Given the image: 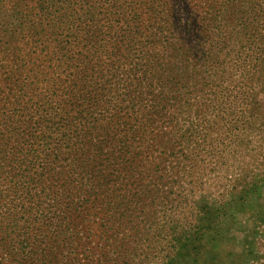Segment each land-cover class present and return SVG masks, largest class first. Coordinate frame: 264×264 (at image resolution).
Wrapping results in <instances>:
<instances>
[{"label":"rangeland","instance_id":"obj_1","mask_svg":"<svg viewBox=\"0 0 264 264\" xmlns=\"http://www.w3.org/2000/svg\"><path fill=\"white\" fill-rule=\"evenodd\" d=\"M128 1L76 3L55 26L72 57L47 46L57 96L35 93L66 113L71 150L24 165L23 180L12 166L23 157L2 148L0 227L10 216L17 228L8 249H24V264H264L263 55L241 65L222 51L198 63L183 52L196 43L147 36L177 16L170 0H157L150 19ZM188 1L199 17L204 0ZM174 62L192 69L175 72ZM146 68L158 70L153 79ZM12 259L0 251L3 264Z\"/></svg>","mask_w":264,"mask_h":264},{"label":"trees","instance_id":"obj_2","mask_svg":"<svg viewBox=\"0 0 264 264\" xmlns=\"http://www.w3.org/2000/svg\"><path fill=\"white\" fill-rule=\"evenodd\" d=\"M4 1L8 3V7H5ZM16 1L0 0V156L2 148L4 151L13 149L16 155L20 154L23 157L22 160L13 161L11 164L21 169L19 177L24 180L23 172H28V168L25 167H33L43 158L46 162L55 163V157L63 150H67L68 155L70 153L72 136L70 130H66L67 126H70L67 118L63 117L66 113L59 115L58 106H55L57 104L47 105L44 98L40 96L42 93H35V91L42 92L52 88L54 95L57 96L55 89L58 90V78L53 75L51 77L54 79L45 77L46 66L43 58L48 53H45V48L54 47V53L63 62H70L72 56L69 55V48L71 46L57 38L55 26L65 24L63 22L69 18L73 5L84 3L85 0H24L21 5H16ZM170 1L172 2L171 13L177 16H173L170 24L148 32L147 36L154 43L160 42L158 36L163 37L164 40L173 36L174 40L188 42L191 45L196 43L184 49L183 52L188 56L191 55L198 63L199 60H203V63L208 62L222 51L229 57L235 55L241 60H237L241 65L249 63L248 59L256 61L255 55H263L262 58H264V0H223V2L222 0L220 2L204 0L199 17L192 10L188 0ZM157 2V0H135V2L128 1L127 5H135L138 9L147 11L146 19H150L156 15V12L152 11L160 8ZM58 3H60L59 7ZM38 7L41 12L34 13V16L39 18L40 23L35 32H30L33 29L28 24L29 18L33 10ZM45 20H47L46 23L42 24ZM41 32L48 34L47 40L39 36ZM43 41L46 44H43ZM154 52L147 54H157ZM66 65V69L71 67ZM175 65V72L181 71V74H188L192 69L191 65L184 68L177 63ZM146 73L148 78L153 79L152 75L157 74L158 70L146 68ZM159 74L162 75V73ZM60 104L59 101L58 105ZM71 104H74L72 100ZM71 107L66 104L67 109ZM48 109L53 116L42 118L41 114ZM62 124L63 127H61ZM24 148H26L25 153H22ZM34 160L36 161L33 162ZM46 168H40L47 170L46 178L57 175L53 168ZM46 172L37 177L36 173L27 175L23 188L27 184L38 183ZM10 187L14 188V186ZM3 197L0 191V201L4 199ZM68 202L72 203V201ZM13 219L7 216V224L0 227V251L7 250V255L13 258V261L24 264L27 260L24 249L13 251L7 247L11 245L10 234L15 233L17 229L13 225L15 220ZM25 240V238L21 240L23 246L28 244ZM45 253L46 251H43L42 255ZM53 262H55L54 256L43 264H53ZM0 264H3L1 260Z\"/></svg>","mask_w":264,"mask_h":264}]
</instances>
